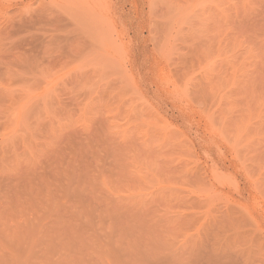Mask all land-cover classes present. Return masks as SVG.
<instances>
[{"label":"rangeland","instance_id":"rangeland-1","mask_svg":"<svg viewBox=\"0 0 264 264\" xmlns=\"http://www.w3.org/2000/svg\"><path fill=\"white\" fill-rule=\"evenodd\" d=\"M0 264H264V0H0Z\"/></svg>","mask_w":264,"mask_h":264}]
</instances>
